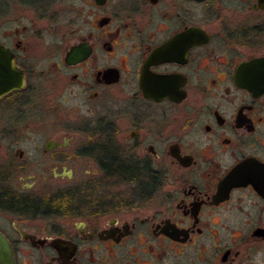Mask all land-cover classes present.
I'll return each mask as SVG.
<instances>
[{
	"label": "flooded vegetation",
	"instance_id": "obj_1",
	"mask_svg": "<svg viewBox=\"0 0 264 264\" xmlns=\"http://www.w3.org/2000/svg\"><path fill=\"white\" fill-rule=\"evenodd\" d=\"M0 264H264V0H0Z\"/></svg>",
	"mask_w": 264,
	"mask_h": 264
}]
</instances>
